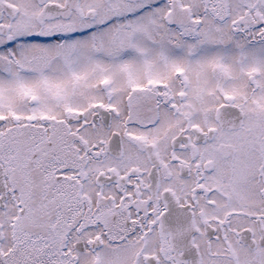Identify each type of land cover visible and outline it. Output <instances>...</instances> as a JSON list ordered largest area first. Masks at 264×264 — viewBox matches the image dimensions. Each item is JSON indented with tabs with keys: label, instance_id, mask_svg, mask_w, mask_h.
Listing matches in <instances>:
<instances>
[{
	"label": "snow or ice",
	"instance_id": "snow-or-ice-1",
	"mask_svg": "<svg viewBox=\"0 0 264 264\" xmlns=\"http://www.w3.org/2000/svg\"><path fill=\"white\" fill-rule=\"evenodd\" d=\"M0 264H264V0H0Z\"/></svg>",
	"mask_w": 264,
	"mask_h": 264
}]
</instances>
